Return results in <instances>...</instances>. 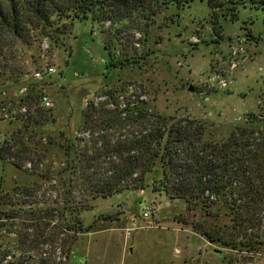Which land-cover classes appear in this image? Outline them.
<instances>
[{"label":"rangeland","instance_id":"374dc122","mask_svg":"<svg viewBox=\"0 0 264 264\" xmlns=\"http://www.w3.org/2000/svg\"><path fill=\"white\" fill-rule=\"evenodd\" d=\"M263 17V11L246 0L239 9L238 20L222 21L218 35L206 2L194 0L181 10L169 7L153 18L149 28L142 24L138 28L125 23L96 24L90 19L71 23L64 19L58 25V31L63 32L57 34L58 44L43 39L48 48L38 51L35 63L30 54L35 44L30 50L22 48L18 59L24 69L37 66L41 53V63L47 62L55 68L50 79L36 86L38 92L48 95L52 108L44 113L47 120L34 128L44 138L49 136L54 140L45 146L46 159L37 166L40 170L50 168L55 181L41 180L28 172L29 165L23 160L19 161L22 167L18 169L9 156L0 158V217L13 213L26 218L38 209H61L56 172L64 167V155L58 144L59 133L75 135L89 101L96 105L105 101L100 96L107 89L117 90L126 83V97L140 94V99L153 111L203 119L207 125L213 124L208 129L215 138L227 136L234 125L244 122L247 112L257 111L264 95ZM63 24L67 25L66 29L61 28ZM237 42L245 48L246 60L233 73L226 90L208 91L203 83L209 71L226 64L230 46ZM104 44L109 45L116 59L128 58L132 63L126 67H108L110 53ZM189 87L196 89L189 91ZM24 130L23 123L0 121V143L18 131L25 136L31 133V129ZM147 183L150 184V176ZM28 189L35 193H24ZM84 205L74 216L86 231L75 232L69 246L86 264H264V211L260 213V226L246 230L244 237H228L232 234V223L223 212L218 218H211L198 208L191 211L192 218L205 230L216 232L215 237L233 238L235 243L243 242L246 237L257 242L247 249L208 242L190 225L178 223L177 219H182L179 215L185 211L184 200L169 199L150 187L85 200ZM145 207L152 209L148 218L142 217ZM52 220L58 242L66 244L70 234H61L60 226L64 222L58 216ZM67 220L71 222L72 215ZM16 227L22 226L16 223ZM87 227H90L88 232ZM127 228L131 231L125 238Z\"/></svg>","mask_w":264,"mask_h":264},{"label":"trees","instance_id":"16d2710c","mask_svg":"<svg viewBox=\"0 0 264 264\" xmlns=\"http://www.w3.org/2000/svg\"><path fill=\"white\" fill-rule=\"evenodd\" d=\"M193 1L0 0V90L27 86L29 98L37 95L39 83L22 81L25 69L18 55L22 48L30 50L35 44V50L30 51L35 63L43 39L58 44L57 34L63 33L58 28L64 19L71 23L90 19L96 24L125 23L130 28L142 24L149 28L153 18L169 7L181 10ZM199 1L206 2L213 29L219 35L222 21H237L246 0ZM249 2L264 14V0ZM61 26L67 28L66 24ZM104 47L110 53L108 67H126L132 63V59H116L109 45ZM127 89L125 83L117 90L102 91L100 97L105 101L98 105L89 101L75 135L59 133L58 144L64 155V167L56 172L57 197L62 204L59 215L66 218L72 215L75 231L83 233L86 230L78 225L74 214L86 206L85 200L150 187L169 199L184 200L185 211L177 222L190 225L208 242L251 249L256 241L245 237L243 242L235 243L233 238L215 237L216 232L205 230L192 218L191 211L198 208L211 218H218L221 212L227 214L232 223V234L228 237H244L246 230L260 226V213L264 211V95L256 112H247L242 124L234 125L227 136L218 139L208 129L213 124L153 111L140 99V94L126 97ZM48 110L38 109L23 123L24 131L31 129L29 135H19L21 131H18L0 143V158L9 156L18 169L22 167L19 161L23 160L29 165L28 172L41 180L55 181L50 168L38 169L46 159L45 146L54 140L49 136L44 138L34 129L47 120L44 113ZM24 193L32 195L35 190Z\"/></svg>","mask_w":264,"mask_h":264},{"label":"built area","instance_id":"2783aa9c","mask_svg":"<svg viewBox=\"0 0 264 264\" xmlns=\"http://www.w3.org/2000/svg\"><path fill=\"white\" fill-rule=\"evenodd\" d=\"M47 48L46 41H42L40 51H45ZM40 55V63L37 66L25 67L23 82L29 80L40 83L55 74L54 66L47 62L41 63L43 54ZM246 58V50L243 46L238 42L231 45L226 64L209 71L203 83L204 88L208 91L226 90L233 73ZM262 73L264 77V71ZM50 108L52 102L44 92L37 91V95L32 99L29 98L27 86L11 91L0 90V121L24 123L33 117L38 109ZM151 213L152 209L145 207L142 210V217L148 218ZM55 216L64 222L60 226L61 234L64 232L70 234L69 237L67 236L66 244L62 241L58 242L60 239L56 236L55 223L52 220ZM16 223L22 227L17 228ZM75 228V224L69 222L65 216H60L55 207H49L47 210L38 209L36 214L26 218L13 213L3 215L0 217V264H86L85 261L77 258L76 253L69 246V241L77 233ZM130 231L131 228L126 229L125 238L129 236Z\"/></svg>","mask_w":264,"mask_h":264},{"label":"water","instance_id":"95a60500","mask_svg":"<svg viewBox=\"0 0 264 264\" xmlns=\"http://www.w3.org/2000/svg\"><path fill=\"white\" fill-rule=\"evenodd\" d=\"M188 90H189V91H193V88H192V87H189Z\"/></svg>","mask_w":264,"mask_h":264},{"label":"crops","instance_id":"0c3cea01","mask_svg":"<svg viewBox=\"0 0 264 264\" xmlns=\"http://www.w3.org/2000/svg\"><path fill=\"white\" fill-rule=\"evenodd\" d=\"M264 71V70H263Z\"/></svg>","mask_w":264,"mask_h":264}]
</instances>
